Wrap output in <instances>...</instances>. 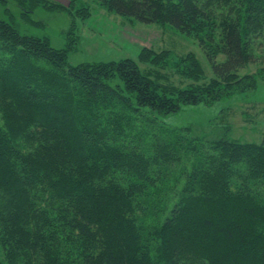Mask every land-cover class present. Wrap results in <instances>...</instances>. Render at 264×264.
I'll use <instances>...</instances> for the list:
<instances>
[{
  "label": "trees",
  "instance_id": "trees-1",
  "mask_svg": "<svg viewBox=\"0 0 264 264\" xmlns=\"http://www.w3.org/2000/svg\"><path fill=\"white\" fill-rule=\"evenodd\" d=\"M98 1L194 35L212 78L168 92L131 58L72 65L0 19V264H264V139L163 123L255 88L234 0ZM248 1L258 30L264 0Z\"/></svg>",
  "mask_w": 264,
  "mask_h": 264
},
{
  "label": "rangeland",
  "instance_id": "rangeland-1",
  "mask_svg": "<svg viewBox=\"0 0 264 264\" xmlns=\"http://www.w3.org/2000/svg\"><path fill=\"white\" fill-rule=\"evenodd\" d=\"M248 2L232 1L233 10L228 15L239 14L242 40L254 56L253 62L238 73L239 78L257 74L255 88L211 104L181 106L178 112L164 116L165 125L187 127L191 135L206 141L218 137L249 142L264 139V25H257V30L252 28L254 23L249 24ZM213 8L218 20L230 10L218 4ZM0 19L12 20L22 34L45 37L51 46L67 48L72 65L131 58L141 72L168 92L203 85L212 78L194 35L168 24L143 23L117 15L98 0H0ZM0 124L4 125L1 111Z\"/></svg>",
  "mask_w": 264,
  "mask_h": 264
}]
</instances>
